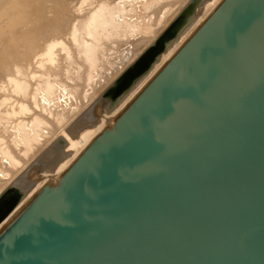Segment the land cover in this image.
Segmentation results:
<instances>
[{"label":"water","instance_id":"95a60500","mask_svg":"<svg viewBox=\"0 0 264 264\" xmlns=\"http://www.w3.org/2000/svg\"><path fill=\"white\" fill-rule=\"evenodd\" d=\"M0 264H264V0H221L0 227Z\"/></svg>","mask_w":264,"mask_h":264},{"label":"bare ground","instance_id":"6f19581e","mask_svg":"<svg viewBox=\"0 0 264 264\" xmlns=\"http://www.w3.org/2000/svg\"><path fill=\"white\" fill-rule=\"evenodd\" d=\"M220 1L0 0V195L15 182L18 190L0 207L10 203L0 227L70 166ZM172 26L145 69L113 100H98Z\"/></svg>","mask_w":264,"mask_h":264},{"label":"rangeland","instance_id":"374dc122","mask_svg":"<svg viewBox=\"0 0 264 264\" xmlns=\"http://www.w3.org/2000/svg\"><path fill=\"white\" fill-rule=\"evenodd\" d=\"M190 4H192V2L189 3V5H188L189 7H187L185 9V11H183L184 12L183 13V17L184 18L191 11V9L190 10H187V9L190 8ZM131 67L132 68H135L136 67V63L134 65H132ZM126 73L127 72L123 73L118 79H116L114 81V83H112L103 93H101V95L98 98V100H100V101H104L106 99L113 100L115 97H117V94L123 90V89L121 90V88H122V86L124 84L123 81L125 80ZM14 184L17 185L16 182ZM14 184H12L10 187H8L7 189H5L3 191V193L0 195V199L3 200V201L0 200L1 201L0 206L3 205L2 204L3 202H5L4 204H6V202L8 200H10L12 197H14L15 196L14 194H16L18 192V190L16 189V187L14 186Z\"/></svg>","mask_w":264,"mask_h":264}]
</instances>
